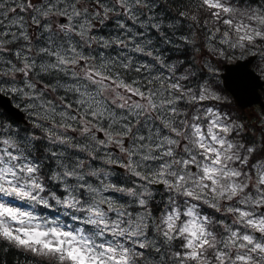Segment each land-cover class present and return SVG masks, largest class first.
I'll return each mask as SVG.
<instances>
[{"label": "snow or ice", "instance_id": "1", "mask_svg": "<svg viewBox=\"0 0 264 264\" xmlns=\"http://www.w3.org/2000/svg\"><path fill=\"white\" fill-rule=\"evenodd\" d=\"M225 91L264 94V0H0V207L47 229L0 216V252L264 264V118Z\"/></svg>", "mask_w": 264, "mask_h": 264}, {"label": "clouds", "instance_id": "2", "mask_svg": "<svg viewBox=\"0 0 264 264\" xmlns=\"http://www.w3.org/2000/svg\"><path fill=\"white\" fill-rule=\"evenodd\" d=\"M202 191V189H200ZM15 194L18 198V200L23 201L26 196L27 192L24 189H15ZM219 195V193H217ZM70 203V202H69ZM74 207V205H73ZM30 209H26L21 206L17 207H0V216H11L15 220L21 221L19 225H16L18 227H22L25 229L27 232L30 234L31 239H35L37 241H41L43 237V233L47 231V229L43 226V224L35 220L34 217L36 216H43L45 214H41L39 212H32L31 215ZM7 227L6 225H0V229ZM39 229V230H37ZM187 231H190L192 233L193 238H198L197 233L202 232V229L200 228L199 224H197L195 221H193L190 225ZM116 255L120 256L121 259L124 257L123 252H118ZM78 259H77V264H85V259L84 257H80L79 254L77 253Z\"/></svg>", "mask_w": 264, "mask_h": 264}, {"label": "trees", "instance_id": "3", "mask_svg": "<svg viewBox=\"0 0 264 264\" xmlns=\"http://www.w3.org/2000/svg\"><path fill=\"white\" fill-rule=\"evenodd\" d=\"M16 259H17L16 254L13 252H9V253L0 252V264H16Z\"/></svg>", "mask_w": 264, "mask_h": 264}, {"label": "water", "instance_id": "4", "mask_svg": "<svg viewBox=\"0 0 264 264\" xmlns=\"http://www.w3.org/2000/svg\"><path fill=\"white\" fill-rule=\"evenodd\" d=\"M251 58H249V59H246V60H243V61H237L235 64H237V63H245V62H247L248 60H250ZM235 64H231V65H229V66H232V65H235ZM227 71V70H226ZM224 74V73H223ZM223 74H222V76H223ZM224 84H225V82H224ZM9 99L6 97V98H4V97H0V103H2V104H8V103H10L9 101H8ZM237 100V99H236ZM259 101V100H258ZM258 101H255V102H258ZM237 102L242 106V107H244V106H246V105H249V104H252V103H254V102H252V103H248V101L247 100H237Z\"/></svg>", "mask_w": 264, "mask_h": 264}, {"label": "rangeland", "instance_id": "5", "mask_svg": "<svg viewBox=\"0 0 264 264\" xmlns=\"http://www.w3.org/2000/svg\"><path fill=\"white\" fill-rule=\"evenodd\" d=\"M239 57V56H238ZM237 57V58H238ZM259 59V58H258ZM258 59L255 61V64H254V66L256 67V63L258 62ZM233 60V59H232ZM259 115V113H255V115L254 114H251V115H247V113H245V116H247L245 119H246V121H247V123L248 124H259V120L258 119H256V117ZM46 211H51V210H46ZM41 214H44V213H41ZM67 219V218H66ZM68 222H70V220L68 221Z\"/></svg>", "mask_w": 264, "mask_h": 264}]
</instances>
